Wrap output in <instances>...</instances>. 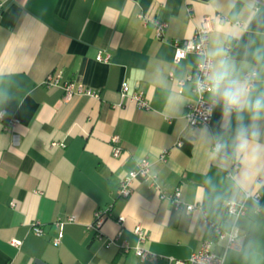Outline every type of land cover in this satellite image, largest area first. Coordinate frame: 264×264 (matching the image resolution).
Segmentation results:
<instances>
[{
  "label": "crops",
  "instance_id": "0c3cea01",
  "mask_svg": "<svg viewBox=\"0 0 264 264\" xmlns=\"http://www.w3.org/2000/svg\"><path fill=\"white\" fill-rule=\"evenodd\" d=\"M0 3V111L6 121L19 120L7 128L0 122V264H35V259L168 264L169 258H189L210 237L202 213L175 209L139 178L129 197L117 194L122 178L141 160L151 164L161 191L178 190L183 203L200 205L215 222L223 218V201L257 194L262 209L245 200V213L236 219L242 247L228 250L224 264H264V156L247 165L233 155L237 114L226 129L220 105H214L209 125H187L184 114L196 100L187 78L202 58L190 53L174 63L172 46L174 40L190 39L203 19H213L208 55L224 49L234 74L242 78L256 72L253 94L264 92V0ZM154 21L166 23L161 39L155 38ZM98 52L108 61H97ZM210 58L213 69L216 58ZM48 75L60 83L79 82L99 98L79 96L64 103L60 88L43 85ZM122 83L142 91L150 108L138 109L127 100L117 106ZM242 115L245 125L253 123L249 113ZM256 123L264 145V119ZM113 135L119 137L120 157L112 155ZM215 142L229 145L227 158L213 151ZM243 172L248 179L241 188L237 180ZM97 210L108 217L101 227L104 238L116 239L109 248L89 227ZM70 215L75 222L64 225L60 244L53 246L55 220ZM118 217L124 218L120 227ZM35 223L42 236L33 234ZM136 226L146 235L143 244L133 232ZM11 239L21 245L11 246ZM123 242L131 249L142 247L148 257L123 252ZM222 248L219 241L213 247L218 254Z\"/></svg>",
  "mask_w": 264,
  "mask_h": 264
},
{
  "label": "built area",
  "instance_id": "2783aa9c",
  "mask_svg": "<svg viewBox=\"0 0 264 264\" xmlns=\"http://www.w3.org/2000/svg\"><path fill=\"white\" fill-rule=\"evenodd\" d=\"M187 2L201 1V0H185ZM2 10V4L0 3V13ZM192 9L188 7L190 12ZM218 22H222L223 18L217 16ZM213 19H203L197 26L193 36L187 40H174L172 46L174 48L173 61L177 63L186 58L190 53L197 54L201 56V61L195 66L192 74L187 78L193 83V92L196 96L195 102L188 106L184 118L189 127L199 128L207 126L210 123L211 115L213 111L212 98H209L210 92L207 90L208 81L207 77L212 70V59L208 55V43H209V32L212 29ZM154 35L155 38L161 39L163 36L164 29L166 28V23L160 21H154ZM96 60L100 62H107L108 57H102L100 52L96 55ZM252 72V71H251ZM251 72H246L243 74L242 78L247 77ZM256 77L253 79L252 83L254 86ZM180 85L183 82H179ZM206 85L205 90L200 89V85ZM43 85L46 87H57L63 91L62 100L64 103L70 102L73 98L79 96H87L91 98H99V95L90 88L84 87L79 82L67 81L60 83L58 77L48 75L43 81ZM120 102L117 106H121L124 100L132 102L138 109L147 110L150 108L149 102L142 91L134 90L130 91L126 83H122L119 90ZM0 122L4 124L5 128L15 127L19 124V120L16 118H11L6 121V114L4 111H0ZM112 145V155L114 157H120L122 154V148L119 146V137L113 135L110 138ZM217 142L213 143L212 149L215 152V145ZM179 143L177 142V145ZM51 146L64 147V144L52 142ZM166 151H163L161 158L163 159ZM223 154V153H219ZM233 168L237 169L238 164L233 162ZM141 179L148 184L149 187L157 190L159 192L160 199H167L177 210H185L186 212L198 211L203 215V222L207 225L210 231V237L205 239L200 248L190 255L187 259H176L169 258L168 264H224L225 254L228 250H239L242 247L244 236L240 233L237 225L236 219L245 213V200L251 199L256 204L258 202L259 207L256 211L262 209L259 197L257 194H252L245 192L243 199L241 200H225L222 202L223 218L219 222L209 220L205 217L202 208L198 204H185L181 200V194L176 190L173 194L168 195L159 189L156 182V175L151 170V164L147 160H141L135 170L128 172L121 180L117 194L119 197L127 198L129 197L132 189V184L136 179ZM107 216L101 210H97L94 213V221L89 226L95 232V239L102 242L105 248L115 244V238H104L101 227ZM75 222V217L70 215L65 218H58L54 222V226L58 228L57 235L52 239L53 246H58L62 238V229L65 224ZM124 222L123 217H118L116 223L118 226H122ZM31 230L35 236H42L43 230L40 228L39 224L35 223L31 226ZM134 234L138 238L139 244H143L146 240V235L140 226H136L133 229ZM120 235L118 232L117 236ZM222 242L223 248L222 253L218 254L214 251L213 247L216 242ZM9 244L15 248L21 245V241L17 239H11ZM119 248L127 253L133 251L134 254L140 259L144 260L148 257V252L142 247H135L131 249L130 246L123 242Z\"/></svg>",
  "mask_w": 264,
  "mask_h": 264
},
{
  "label": "clouds",
  "instance_id": "9594fccd",
  "mask_svg": "<svg viewBox=\"0 0 264 264\" xmlns=\"http://www.w3.org/2000/svg\"><path fill=\"white\" fill-rule=\"evenodd\" d=\"M260 50L254 54L259 59ZM209 56L216 58L211 73L207 77V90L210 92L213 104L220 105L222 109L223 126L231 128V116L237 114L238 126L235 129L232 149L233 155L240 158L242 163L253 165L264 156V145L258 142L261 136V129L256 121L264 119V92L253 94V79L256 72H251L247 77L240 78L234 74V66L227 58L224 49L217 48L209 53ZM206 85L201 84L200 89L205 90ZM244 112L249 113L253 121L252 124L243 123ZM229 145L217 142L216 153H224L227 158ZM248 174L243 172L237 180V185L241 188L246 186ZM257 207L259 204L257 202Z\"/></svg>",
  "mask_w": 264,
  "mask_h": 264
},
{
  "label": "water",
  "instance_id": "95a60500",
  "mask_svg": "<svg viewBox=\"0 0 264 264\" xmlns=\"http://www.w3.org/2000/svg\"><path fill=\"white\" fill-rule=\"evenodd\" d=\"M34 263H35V264H46L45 262H43V261H41V260H39V259H35V260H34ZM75 264H77V263H75Z\"/></svg>",
  "mask_w": 264,
  "mask_h": 264
}]
</instances>
